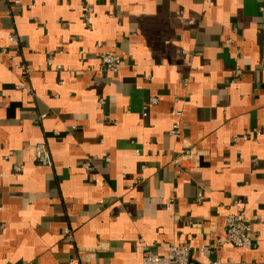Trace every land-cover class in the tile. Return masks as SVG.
<instances>
[{
    "label": "crops",
    "instance_id": "0c3cea01",
    "mask_svg": "<svg viewBox=\"0 0 264 264\" xmlns=\"http://www.w3.org/2000/svg\"><path fill=\"white\" fill-rule=\"evenodd\" d=\"M89 4L0 0V264H264V0ZM237 211L250 248L221 243Z\"/></svg>",
    "mask_w": 264,
    "mask_h": 264
},
{
    "label": "built area",
    "instance_id": "2783aa9c",
    "mask_svg": "<svg viewBox=\"0 0 264 264\" xmlns=\"http://www.w3.org/2000/svg\"><path fill=\"white\" fill-rule=\"evenodd\" d=\"M13 2H17V0H12ZM209 1V0H207ZM84 2V13L83 17L85 22L89 21V17L92 13V7L89 4V0H83ZM9 41H15L16 36L15 34L8 35ZM2 52V51H1ZM81 54V53H80ZM99 59V67L102 71L107 72H116L120 68L122 64V59L119 53L113 51H105L101 52L98 55ZM48 61L51 62V55L48 56ZM238 74L239 71H236ZM16 89H22L26 92L28 96L33 95L30 87L24 83H19L15 87ZM174 116H178V111H173L172 113ZM44 115H41L42 118ZM180 127L178 122H174L169 130V134L175 137L180 136ZM259 134L258 131H254L253 135L245 134L241 137H234L233 143L238 142L239 140H248L253 138ZM36 149V160L40 165H49L50 155L48 149L43 145L40 144L35 147ZM184 157L187 159H191L193 157V152L191 149H188L183 154ZM108 160V159H107ZM84 166H88L87 163H84ZM14 171H19L20 166L14 165ZM2 174L0 173V176ZM202 198L201 195L198 196ZM65 234H69V230L65 229ZM221 243L228 244L238 248H250L253 244L252 239V219L246 215V213L242 211H237L235 213H230L225 217V235L224 239ZM191 248L189 245L185 243H178V242H171L168 245L166 255L162 257L155 256L152 252L147 251L141 259L140 264H200L191 259L190 255ZM83 264V263H81ZM205 264H224L221 259L215 258L210 260ZM238 264V263H235Z\"/></svg>",
    "mask_w": 264,
    "mask_h": 264
}]
</instances>
